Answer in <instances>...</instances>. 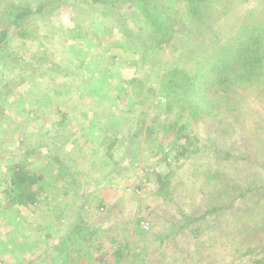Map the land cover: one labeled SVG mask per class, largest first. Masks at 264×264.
Returning a JSON list of instances; mask_svg holds the SVG:
<instances>
[{"label": "trees", "instance_id": "trees-1", "mask_svg": "<svg viewBox=\"0 0 264 264\" xmlns=\"http://www.w3.org/2000/svg\"><path fill=\"white\" fill-rule=\"evenodd\" d=\"M224 3L218 0H0V61H3V48L11 38L33 40L41 47L48 39L58 41L62 47L68 45V36L74 38L72 29L64 36H52L41 26L44 22L49 25L64 8H70L74 13L89 11L110 18L111 26L123 39L115 45L139 54L141 67L148 65V77L157 81L155 85H147L138 78L129 80L139 113L129 121L126 136L136 139L144 133V142L155 144L152 151L163 153L161 160L168 170L165 174L156 173L154 195L171 203L178 213L169 215L167 227L159 231L154 226L145 227L144 218H137L132 229L137 239L128 241L125 235L110 237L111 251L97 254L92 259L94 264H162L168 247L174 248L171 256L174 264H216L212 250L220 245L232 249L230 259L220 264H264V120L255 115L257 122L253 126L242 124L247 115L243 110L244 100L249 99V94L264 96V0H257L254 5L248 0ZM235 6L241 8V13L237 12L227 27L217 28L222 15H228ZM204 37H211L212 44H203ZM165 49L167 57H162L160 52ZM19 62L26 65L22 59ZM29 63L33 69H41L38 59ZM8 83L2 88H7ZM156 98L163 100L159 106L153 102ZM226 116L229 119L225 120ZM202 118L211 120L224 138L203 144L190 128L193 121ZM226 135L228 142L224 141ZM57 136L67 143L71 135L60 132ZM116 142L117 138L109 136L101 141L110 153L109 160ZM169 151L174 152L175 163L209 153L212 162L199 165L202 185L192 192L211 199V203L202 201L204 206L199 207L190 202V206L184 207L178 202L176 185L170 177L171 161H167ZM51 159L61 170L70 169L60 156L53 154ZM40 172L20 164L11 167L4 192L8 201L34 211L41 203L38 197L43 192ZM242 172L246 175L248 172L247 186L239 182ZM76 208L78 212L75 220H71L66 239H59L54 246L56 251L61 250L64 264H75L73 260L67 261L66 255L78 257L80 249L92 247L98 252L101 248L92 240L95 230L80 214L83 207ZM96 208L108 213L101 199L97 200ZM225 220L233 224L231 231L226 230ZM246 227L253 235L258 233L251 243L239 234ZM74 246L77 248L71 250Z\"/></svg>", "mask_w": 264, "mask_h": 264}, {"label": "rangeland", "instance_id": "rangeland-1", "mask_svg": "<svg viewBox=\"0 0 264 264\" xmlns=\"http://www.w3.org/2000/svg\"><path fill=\"white\" fill-rule=\"evenodd\" d=\"M218 1L220 4L227 2ZM256 2L248 0L251 5ZM72 11L64 8L49 21V25L44 22L41 26L52 36H64L72 29L74 38L68 36V45L62 47L58 41L48 39L41 47L33 40L11 38L1 55L0 264H64L61 250L56 251L54 246L59 239H66L79 205L83 207L81 216L95 230L93 242L99 243L101 248L98 252L92 247L80 249L78 257L66 255L67 261L73 260L75 264H94L92 259L97 254L109 253L112 236L125 235L128 241L135 240L132 229L137 218H144L145 227L154 226L159 231L167 227L169 215L178 213L171 203L154 195L156 173L165 174L168 170L161 160L163 153L152 151L155 144H146L144 133L136 139L126 136L129 121L139 113L128 82L138 78L147 85H155V77H148V65L141 67L139 54L115 45L123 39L111 26L110 18L89 11ZM241 11L236 7L228 15L221 14L223 17L217 28L227 27ZM130 27L135 30L134 26ZM202 40L203 44H212L211 37ZM160 54L167 57V50ZM37 59L41 69H33L31 63L28 64ZM5 82H9L8 87L3 89ZM248 96L249 99L244 100L243 110L247 115L242 124L250 127L257 122L255 115L264 120V96ZM161 101L159 98L153 100L158 106ZM190 128L203 144L224 138L209 119L193 121ZM60 132L71 135L67 143L57 136ZM107 136L117 138L110 150V160L106 145L101 144ZM225 138L228 142L227 135ZM53 154L70 166L67 173L51 159ZM173 154L169 151L167 161H171L173 172L170 177L176 185L178 202L184 207L190 206V202L199 207L204 206L202 201L211 203V199L192 192L193 188L202 185L199 165L212 162L209 153L202 157L193 155L177 163ZM17 164L39 170L43 176L40 183L43 192L38 197L41 203L33 208L34 211L10 203L5 197L11 167ZM240 180L241 186H247L248 172L247 175L242 172ZM98 199L102 200L105 210L108 209L107 214L96 208ZM223 223L226 230H232L230 220ZM239 234L248 243L258 235H253L248 227ZM214 240L218 242L219 239ZM173 250L167 248L162 264H174ZM231 250L227 245L212 250L213 258L217 257L216 264L228 261Z\"/></svg>", "mask_w": 264, "mask_h": 264}]
</instances>
